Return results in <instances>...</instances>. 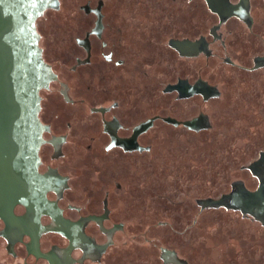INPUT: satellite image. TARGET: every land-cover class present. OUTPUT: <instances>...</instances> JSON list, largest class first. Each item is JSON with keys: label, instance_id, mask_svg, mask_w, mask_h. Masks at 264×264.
I'll return each mask as SVG.
<instances>
[{"label": "flooded vegetation", "instance_id": "1", "mask_svg": "<svg viewBox=\"0 0 264 264\" xmlns=\"http://www.w3.org/2000/svg\"><path fill=\"white\" fill-rule=\"evenodd\" d=\"M58 3L59 8L43 11L42 21L62 9L63 0ZM70 4L66 43L63 36L60 42L55 36L44 43L43 22L39 28L40 53L54 77L39 92L41 197L14 264L116 263L111 260L122 258L123 252L110 248L124 245L123 210L135 208L141 191L142 195L156 191V128L191 132L208 128L204 104L222 98L224 92L218 80L205 77L204 62L257 72L249 64L264 56V32L256 27L264 0H70ZM189 41L195 44L192 50L184 48L182 53L174 46ZM148 43L162 67L145 61L140 47ZM248 44L247 55L243 48ZM156 80L162 83L159 96ZM179 82L182 91L164 90ZM204 85L218 89L220 95L210 96ZM161 102L163 109H158ZM260 105L264 112V97ZM134 143L144 149H124ZM164 161L166 177L181 171L203 175L202 165L188 172L187 164L173 165L171 156ZM57 209L72 223V242L63 233L44 231L55 223L52 212ZM161 255L165 264L184 261L177 252Z\"/></svg>", "mask_w": 264, "mask_h": 264}, {"label": "rangeland", "instance_id": "2", "mask_svg": "<svg viewBox=\"0 0 264 264\" xmlns=\"http://www.w3.org/2000/svg\"><path fill=\"white\" fill-rule=\"evenodd\" d=\"M71 6L70 0H63L61 10H54L43 19L44 43H50L55 36L59 42L61 36L63 43L68 41ZM256 23L257 31L263 33L264 13L257 16ZM250 48V44L243 48L247 55ZM140 49L145 61L158 60L149 43ZM157 63L156 67L163 66ZM204 66L205 77L218 80L224 92L217 102L204 104L209 127L200 132L156 128V191L146 195L141 191L136 195L139 203L135 208L123 210L124 245L110 248L123 252L122 258L111 260L116 263L102 264H165L162 246L174 249L187 264H264V226L250 220L216 216L214 207L201 209L196 202L197 198L211 197L241 165L264 150V112L260 105L264 97V72H245L217 61L204 62ZM156 84L159 96L162 83ZM156 107L163 109V103ZM191 140L197 141L196 144ZM168 156L173 165L187 164L188 172L202 165L203 175L183 174L178 169L180 174L172 172L171 177H166L162 168ZM125 197L131 199L130 195Z\"/></svg>", "mask_w": 264, "mask_h": 264}, {"label": "water", "instance_id": "3", "mask_svg": "<svg viewBox=\"0 0 264 264\" xmlns=\"http://www.w3.org/2000/svg\"><path fill=\"white\" fill-rule=\"evenodd\" d=\"M212 5L209 2L214 11ZM54 7H60L58 0H0V264H14L41 197L39 92L54 74L41 56L38 38L43 11ZM174 46L182 52L184 48L192 50L195 44L176 42ZM249 66L264 72V56H256ZM173 89L182 91L181 82L164 88ZM203 90L213 97L220 95L218 89L205 85ZM124 149L144 148L134 143ZM196 202L202 208L214 207L216 216L264 224V150L212 197L197 198ZM61 211L52 212L55 223L44 231L63 233L72 242V223Z\"/></svg>", "mask_w": 264, "mask_h": 264}, {"label": "trees", "instance_id": "4", "mask_svg": "<svg viewBox=\"0 0 264 264\" xmlns=\"http://www.w3.org/2000/svg\"><path fill=\"white\" fill-rule=\"evenodd\" d=\"M159 224H161V225H165V222H161V221H159ZM163 250L166 251V252L171 251V253L174 254V255H175V252H176L174 249H171V248L168 247V246H162V247L160 248V252L162 253ZM182 264H187V263L184 262V261H182Z\"/></svg>", "mask_w": 264, "mask_h": 264}]
</instances>
